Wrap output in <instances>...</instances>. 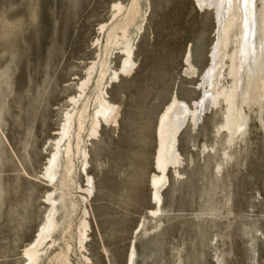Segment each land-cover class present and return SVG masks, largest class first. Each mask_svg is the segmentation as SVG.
I'll return each instance as SVG.
<instances>
[{
  "label": "rangeland",
  "instance_id": "rangeland-1",
  "mask_svg": "<svg viewBox=\"0 0 264 264\" xmlns=\"http://www.w3.org/2000/svg\"><path fill=\"white\" fill-rule=\"evenodd\" d=\"M117 4L125 11L119 14ZM133 4L0 0V264L27 263L24 251L52 210L46 198L61 188L44 174L66 113L74 110L71 99H80L110 29L129 20ZM139 6L126 28L131 72L104 81L106 99L119 107L117 123H102L94 137L83 132L67 197L74 208L67 217L58 203L62 227L39 264H264V109L258 105L242 106L245 132L235 139L222 128L224 102L209 105L197 124L187 118L175 144L182 164L168 167L161 200L154 199L160 115L174 95L191 108L203 99L219 25L215 10L196 0H139ZM120 47L112 45L108 56L114 71L126 59ZM228 72L225 66L217 85L232 83ZM95 78L86 91L91 110Z\"/></svg>",
  "mask_w": 264,
  "mask_h": 264
},
{
  "label": "bare ground",
  "instance_id": "bare-ground-1",
  "mask_svg": "<svg viewBox=\"0 0 264 264\" xmlns=\"http://www.w3.org/2000/svg\"><path fill=\"white\" fill-rule=\"evenodd\" d=\"M257 1L262 3L260 9L255 5ZM196 3L202 9L213 8L215 10L219 25L217 43L212 53V65L205 72L202 79L203 99L195 101L193 108H191L185 101L174 95L160 115L157 131L159 151L156 160L159 172H155L153 178L154 199L157 203L161 200L160 184L167 179L165 171L168 167L182 164L181 155L175 144L178 142V132L184 126L187 118L190 117L197 124L200 121L198 119L201 114L207 109L209 110V105L217 106L220 101L224 102L227 111L225 113V124L222 128L230 133L231 139H235L238 133L244 134L245 132L246 117L242 106L252 107V104H256L260 110L264 109V0H196ZM138 6L139 0H134L131 10L128 11L129 20L126 19L125 24L121 23L120 25L118 23L110 29L104 51L105 55L100 62L93 64L88 71V78L80 85V99H71L74 110L66 113L65 123L61 132L58 133L60 138L54 142L55 153L50 159L44 174L50 183L56 181L55 183L60 185L61 188H55V191L46 198L52 210L36 240L24 251L25 257H27L26 264H39L43 260L46 243L62 227V223L56 217L60 210L57 206L58 203L61 202L62 210L65 209L67 217H70V209L74 208L73 205L71 207L68 205L67 197L73 188L74 158L76 155L81 154L83 132L90 129L91 135H89L94 137L98 134V129L102 123H117L119 107L106 99L107 93L104 92V81L107 76L116 79L131 72L134 65L132 61L134 48L130 41L129 31L126 28L131 25L133 27ZM115 8L119 14L125 11L121 4L115 5ZM118 30H122V35H119L118 32L120 31ZM235 31L233 40L231 34ZM112 45H121V53L126 56L118 71H114L110 67L111 62L108 56L112 51ZM229 47L233 48L232 54L227 52ZM223 59H229L230 64L227 66ZM187 62L189 63L190 72L195 73L189 59H187ZM225 66L228 68V76L231 78L232 83L229 86H221V83L217 85L214 80L217 76L222 75ZM95 73L94 91H96V97L95 103L92 105L93 110H91L86 91L89 89L90 83L93 82ZM84 152L85 158H87V152ZM85 164L87 165L88 162L86 161ZM86 177L89 178L90 182L88 173ZM60 191L58 198L54 197ZM87 227L88 223L86 221L79 227V244L82 248L85 247ZM133 255L134 253L131 255L130 263L133 262ZM64 264L69 263L65 260Z\"/></svg>",
  "mask_w": 264,
  "mask_h": 264
}]
</instances>
